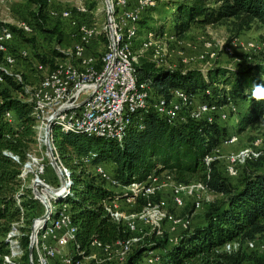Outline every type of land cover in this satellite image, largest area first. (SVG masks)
<instances>
[{
	"label": "trees",
	"instance_id": "trees-1",
	"mask_svg": "<svg viewBox=\"0 0 264 264\" xmlns=\"http://www.w3.org/2000/svg\"><path fill=\"white\" fill-rule=\"evenodd\" d=\"M31 1L37 5L35 16L42 19L46 0ZM168 5L170 33L175 37L184 34L192 25H212L229 19L236 31L252 21L264 26V0H170ZM35 23L40 30L44 29L42 23ZM5 26L0 21V28ZM12 49L9 52L17 57L20 49ZM39 59L43 64L48 62ZM48 65L51 67V63ZM133 66L137 82L147 83L153 95L167 96L170 89H178L187 95L200 93L204 101L215 105L223 104L228 95L235 102L247 103L245 112L238 118L236 131L257 122L264 123V97L253 96L257 87L264 92V58L237 68L181 69L155 66L141 57ZM3 79L0 85V251L4 243L2 235L20 214L13 199L19 186V165L26 152L36 144L28 93L11 77L4 75ZM6 112L10 119L4 116ZM225 132L224 126L215 120L208 123L186 118L183 122H167L150 110L132 117L120 142L53 128V144L69 169L71 184L64 194L51 198V202L68 206L71 221L76 226L78 248L85 247L91 237L111 242L132 232L112 221L101 206L103 198L115 195L113 191L105 189L88 166L74 159L92 155L91 166H109L122 184L139 182L153 169L167 170L177 182H202L219 198L206 204L200 223L180 230L173 242L167 241L166 234L155 237L152 233L145 240H139L122 261L112 264H264V155L247 161L251 162L248 171L237 170L234 178L239 179L238 185H233L229 177L217 169L218 161L210 162L208 167L203 161L205 155L228 137ZM11 156H15L17 162ZM34 203L35 200L27 197L21 202L24 212L18 238L23 252L18 264H28L25 231ZM234 239H253L256 245L260 241L263 250L253 251L256 247L230 252L220 249L224 242ZM145 248L159 249V258L145 262L142 258Z\"/></svg>",
	"mask_w": 264,
	"mask_h": 264
},
{
	"label": "built area",
	"instance_id": "built-area-1",
	"mask_svg": "<svg viewBox=\"0 0 264 264\" xmlns=\"http://www.w3.org/2000/svg\"><path fill=\"white\" fill-rule=\"evenodd\" d=\"M104 4V22L97 29L94 24L76 22L72 19L71 12L63 10L60 18L68 20L75 26L77 37L71 49V58L65 62H55L51 65L40 62L34 63V69L39 74L38 83L28 93L27 100L32 104V116L34 119V131L36 145H44L45 127L48 125L47 142L51 150L58 180L54 186L42 178L44 173V161L41 155L28 150L25 159L18 169L19 186L13 195L14 203L19 207L18 220L12 221L9 228L2 235L3 250L0 251V264H18L23 248L19 242V226L22 223L23 208L21 202L25 197L38 202L43 210L44 217H31L27 236L26 260L28 264H112L123 260L130 249L137 244L140 237L147 231L142 230L148 226V231L156 235L162 233V222L167 223L169 232L173 236H167L169 243L176 239L180 230L187 229L189 222L187 217L177 216L168 207H181L186 201L190 202L192 209L200 207L203 202H210L214 196L200 181L177 182L172 173L167 170H152L143 180L122 184L105 166H93V174L103 183L105 189L115 194L110 198H103L101 206L112 221L120 224L129 233L125 238H117L111 242H101L91 237L83 248H78L75 240L76 226L71 221L68 206L60 203L52 206L51 198L64 194L71 184V175L68 167L59 158L52 140L53 128L61 131H74L87 135H94L120 142L123 138L126 126L130 124L133 116L140 111L150 110L167 122H180L186 118L204 120L208 123L214 119L225 120L227 110L235 112L236 104L228 95L224 97L221 105H215L206 101L195 104L194 95H187L178 89H170L167 96L153 95L147 83L137 82L132 53L133 40L138 39L141 49L150 51L151 61L155 66L172 68L166 64V57L173 49L168 50L171 40L174 45V53L182 64H189L191 60H202L204 56L214 57L211 43H201L203 51L193 57L183 55V46L193 45L185 43L181 38L164 33H155L148 29L138 27V20L144 9L153 7L154 0H106ZM75 12L83 14L86 9L75 6ZM19 29L23 33H31V27L24 22L19 23ZM145 31H143V30ZM143 31V33H142ZM140 32V34H139ZM141 33L143 34L141 36ZM97 35L105 39L104 50L99 57H94L89 52L92 40ZM11 31L5 27L0 28V56L1 62L11 67L15 65L17 58H26V51L20 49L17 57L7 50L8 43L12 40ZM219 50L233 60L232 49L224 43L218 44ZM244 50L255 51L258 46L247 42L242 47ZM193 61V62H195ZM210 67L209 62H203L201 69ZM7 75L21 84L20 75L0 68V85L4 83L3 76ZM83 94L84 97L79 99ZM226 110V111H225ZM10 119L8 112L4 114ZM235 137L230 135L222 143H233ZM258 141L254 140L249 147L239 150L220 153L218 149L203 157L208 167L212 161L221 162L223 173L227 177L237 174V166L247 160H255L264 155V150L257 149ZM11 158L17 162L15 156ZM92 155L79 156V164L89 166ZM59 176L62 184L56 192L50 188L59 185ZM34 189L42 196L40 201ZM141 202L139 207L132 209ZM186 214V213H184ZM178 232H173L177 231ZM19 230V231H18ZM263 246L262 243H260ZM66 246L59 251L58 248ZM256 247L253 239L243 241L234 239L224 242L221 250L230 252L238 248ZM29 248V251H28ZM159 249L145 248L142 258L145 262L156 261L159 258ZM86 259L84 263L82 260Z\"/></svg>",
	"mask_w": 264,
	"mask_h": 264
},
{
	"label": "rangeland",
	"instance_id": "rangeland-1",
	"mask_svg": "<svg viewBox=\"0 0 264 264\" xmlns=\"http://www.w3.org/2000/svg\"><path fill=\"white\" fill-rule=\"evenodd\" d=\"M130 1L132 2L134 0ZM154 1L155 5L153 7L146 8L141 13L138 27L144 28L145 30L148 29L149 31H155L158 35L159 33L160 35L161 33H164L165 36L169 34L171 35V12L168 5L170 0ZM77 5L83 6L86 9V12L83 14L76 12L71 13L72 19L76 22H85L89 25L94 24V27L97 29L102 25L105 18L104 4L102 0H46V6L44 9L45 13L43 15L40 14L43 17L42 19L41 17L40 19L37 18L39 15L35 16L37 5L31 0H0V21L5 23V28L11 31L13 35V39L8 43L9 47L7 46V50L12 52V48L17 50L23 49L27 54L26 59L20 58L15 65L11 67L5 66L0 59V68H4L11 73L19 74L23 89L31 91L32 87L38 83L39 74L34 69V63L40 62L39 58H43L44 61L47 60L48 62L45 64L51 63V65L55 62H65L71 58V49L77 38L75 35L76 28L75 26L70 25L68 20L60 18L59 13L63 10L72 11ZM91 5H93V7L89 8ZM36 21L42 23V27H44L43 30L38 28L39 25L35 23ZM21 22L27 23L31 26V33H23L20 31L19 23ZM142 33L141 36L143 35ZM160 35L159 37H161ZM179 38L185 43L187 42L194 46L193 48L184 45L182 49L184 56L193 57L198 54V52L201 53L203 51L201 43L205 40L211 43L214 57L208 58L207 56H204L202 60H191L187 65L182 64L179 57L174 53L173 42L169 40L167 41V43H169L168 50L173 49V51H171V54L166 57V64L170 65L172 68H200V66L203 65V62L206 61L210 63V67L221 66L237 68L264 58V26L255 21H252L247 26L241 27L237 31L232 24L231 19L212 25L195 24L184 34L179 36L178 39ZM137 40L138 39L133 40L134 42L132 43V53L135 61L141 57L151 61L150 51L141 49ZM247 42H251L258 46V49L255 51L244 50L242 47ZM104 43V37L102 35H97L90 44V54L98 58L104 50ZM219 43L229 45L232 49L233 57L238 60L235 61L231 57L224 55V53L218 48ZM83 97L84 95L81 94L79 99H82ZM193 102H195V104L202 103L204 102V99H202L200 93L195 94ZM235 104V112L227 110V117L225 120H214L224 126L226 137L233 135L236 139L233 143H221L216 149H218L220 153L235 151L243 147L251 146L252 142L256 140L258 141L256 148L264 150V123L257 122L245 127L242 131H236L238 118L245 112L247 103L236 101ZM30 150L35 154L41 155L43 158L45 170L42 178L48 183V185H56L58 180L54 175L53 169L49 165L44 145L38 146L34 144ZM247 161L242 165L237 166V170L242 169L243 171L244 169L248 171L251 169V162L247 163ZM262 162L264 163V159ZM222 165L223 164L219 162L217 164V169L223 173ZM87 168L93 173V166L89 165ZM105 168L110 169L109 166H105ZM229 180H231L233 185H238L239 179L229 177ZM217 198H219V195H214L211 197V201ZM59 204L60 203L52 202L53 207H57ZM206 204V202H203L200 207L192 209L190 208V202L186 201L181 207H166L176 213L177 216L187 217L189 225L193 226L203 220V211L207 206ZM136 208V206L132 207V209ZM42 210V206L35 201L30 211L31 217L38 216L41 214ZM161 226V235L153 233L155 237H161L165 234L166 237L169 235L173 236L174 233L169 232L170 229H168L166 222H162ZM141 229L147 232L140 237V241L145 240L146 237L152 234V232L148 231V226H144ZM178 231L179 230L177 229V231L174 232L176 233ZM256 243V248L253 251L261 252L263 250V246L260 244L261 242L257 241ZM64 249H66V246L62 247V249L58 248L59 251ZM82 261L85 263L86 259H83Z\"/></svg>",
	"mask_w": 264,
	"mask_h": 264
},
{
	"label": "water",
	"instance_id": "water-1",
	"mask_svg": "<svg viewBox=\"0 0 264 264\" xmlns=\"http://www.w3.org/2000/svg\"><path fill=\"white\" fill-rule=\"evenodd\" d=\"M103 1L105 2V5L107 7V1L106 0H103ZM52 118H53V116L50 117V119H49V121L47 123V126L45 127L44 148H45V151H46V157L48 159V162H49L50 167L53 169V171H55L57 173L56 165H55V162L53 160L52 153H51V150H50V148L48 146V142H47L48 125H49L50 120ZM61 184H62V178L59 176V185H58V187H56V188H50V191H52V192L58 191L59 190V187L61 186ZM34 193H35L36 197L40 201L44 202V199L42 198V196L39 195V193H37V191L35 189H34ZM44 214L45 213H43V214H41V216H39L40 219L44 217ZM28 251H29V248H28Z\"/></svg>",
	"mask_w": 264,
	"mask_h": 264
},
{
	"label": "clouds",
	"instance_id": "clouds-1",
	"mask_svg": "<svg viewBox=\"0 0 264 264\" xmlns=\"http://www.w3.org/2000/svg\"><path fill=\"white\" fill-rule=\"evenodd\" d=\"M253 96L257 97V98H261L264 97V92H262L260 90L259 87H257L254 91H253Z\"/></svg>",
	"mask_w": 264,
	"mask_h": 264
},
{
	"label": "crops",
	"instance_id": "crops-1",
	"mask_svg": "<svg viewBox=\"0 0 264 264\" xmlns=\"http://www.w3.org/2000/svg\"><path fill=\"white\" fill-rule=\"evenodd\" d=\"M197 68H199V67H197ZM174 232V231H173Z\"/></svg>",
	"mask_w": 264,
	"mask_h": 264
}]
</instances>
